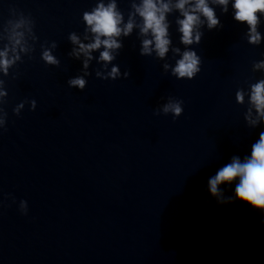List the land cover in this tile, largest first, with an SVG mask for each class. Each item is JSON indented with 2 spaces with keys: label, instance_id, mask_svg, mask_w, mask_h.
Instances as JSON below:
<instances>
[{
  "label": "water",
  "instance_id": "water-1",
  "mask_svg": "<svg viewBox=\"0 0 264 264\" xmlns=\"http://www.w3.org/2000/svg\"><path fill=\"white\" fill-rule=\"evenodd\" d=\"M163 2L160 57L143 0H0V264H264V213L236 198L238 180L216 196L209 184L264 133L251 102L264 15L252 43L231 2L207 0L218 23L196 13L185 45L178 0ZM113 3L120 47L85 55L96 40L86 14ZM185 53L199 61L191 78L174 71Z\"/></svg>",
  "mask_w": 264,
  "mask_h": 264
},
{
  "label": "clouds",
  "instance_id": "clouds-1",
  "mask_svg": "<svg viewBox=\"0 0 264 264\" xmlns=\"http://www.w3.org/2000/svg\"><path fill=\"white\" fill-rule=\"evenodd\" d=\"M214 2L225 7L231 2L236 12L235 19L239 22H246L250 26L251 42L257 43L259 41L260 37L256 33L258 24L256 14L261 13L264 15V0H214ZM189 4H194V7L186 10ZM175 7L184 16V19L180 21V31L182 32V42L185 45H191L194 42V29L200 22V16L196 13L207 18L210 28H214L218 23L214 11L209 7L207 0H178ZM170 10V5L164 3L163 0H143L142 6L136 9L144 21L142 31L145 35L151 32L154 38L155 49L160 57H164L169 50L170 41L167 39L168 26L165 20L166 14ZM85 21L90 26L91 31L96 34L94 43L88 46L80 45V50L85 55L99 49L102 45L105 49L109 50L120 47L113 38L121 34L119 25L122 23V17L116 12V5L114 3L107 7L100 5L94 13L86 14ZM132 29L133 24L129 23L124 30V34L127 35ZM100 37H106L107 39L102 41ZM199 39L200 37L197 34L195 37L196 42H199ZM72 40L73 43H79L75 36L72 37ZM151 44L152 41H145V54L150 52ZM88 58L91 59V56L89 55ZM45 59L49 63L55 62L47 54L45 55ZM111 59L112 56L109 51L101 54V60L111 61ZM198 63L199 61L194 53H185L183 59L178 62L174 70L175 74L180 78H191L199 70L197 67ZM8 67L7 53H0V68L6 71ZM117 74L118 70L114 68L112 71L113 77ZM72 83L81 88L84 86L83 80H76ZM238 99L240 102H243L242 95ZM251 102L255 105L260 115L264 116V82L254 86ZM169 110L173 111L176 115H179L181 112L179 106L165 109V111ZM237 180L239 183L236 184V198L243 204L264 213V133L261 134L259 141L253 145L250 159H246L243 163L239 159H234L232 163L222 168L210 180L211 194L216 196L221 185H232Z\"/></svg>",
  "mask_w": 264,
  "mask_h": 264
}]
</instances>
